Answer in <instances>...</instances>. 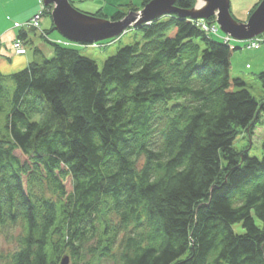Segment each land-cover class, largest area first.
Wrapping results in <instances>:
<instances>
[{
    "label": "trees",
    "instance_id": "16d2710c",
    "mask_svg": "<svg viewBox=\"0 0 264 264\" xmlns=\"http://www.w3.org/2000/svg\"><path fill=\"white\" fill-rule=\"evenodd\" d=\"M199 21L143 24L102 68L63 37L0 73V264H264V155L235 146L264 103Z\"/></svg>",
    "mask_w": 264,
    "mask_h": 264
},
{
    "label": "water",
    "instance_id": "95a60500",
    "mask_svg": "<svg viewBox=\"0 0 264 264\" xmlns=\"http://www.w3.org/2000/svg\"><path fill=\"white\" fill-rule=\"evenodd\" d=\"M204 4L191 9H181L177 0H151L143 8L128 12L120 20H112L82 12L71 0H43L44 6L53 5L52 20L65 39L92 44L121 36L130 28H138L166 15L207 20L216 16L221 31L232 39L244 41L264 34V0H261L247 21L240 22L231 12L230 0H203ZM61 264H69L65 257Z\"/></svg>",
    "mask_w": 264,
    "mask_h": 264
},
{
    "label": "rangeland",
    "instance_id": "374dc122",
    "mask_svg": "<svg viewBox=\"0 0 264 264\" xmlns=\"http://www.w3.org/2000/svg\"><path fill=\"white\" fill-rule=\"evenodd\" d=\"M121 0H73L75 7L82 12L95 14L100 8L104 13L102 18L111 17L117 10H124L129 12L125 7L118 6ZM231 12L235 19L240 22L247 21L251 10L258 6L261 0H230ZM135 5L139 6L138 1H134ZM39 6L42 7V2H39ZM199 5V0L196 2ZM134 6V5H133ZM200 6V5H199ZM141 9V8H140ZM106 15V16H105ZM216 18V16L212 17ZM41 24H48V29L52 28L53 20L51 14H45L42 17ZM44 28V27H43ZM39 37V35L33 33L32 37ZM61 36L57 30L49 32L48 37ZM264 38V34H262ZM63 38V37H62ZM137 41H142V33L135 28H130L124 32L121 36L112 39L103 40L100 42L86 44L81 49L82 54L89 56L96 60L99 67L102 68L105 60L118 52V50L126 45L134 44ZM48 48L52 49V45L48 41H44ZM233 47H239L232 55V75L236 78L243 79L252 94L259 100L261 104L264 103V82L260 77V74L264 72V45L260 49H249L243 42L233 39ZM33 49V45L30 44V52ZM47 49V48H46ZM37 60L41 59L40 54H37ZM9 85L14 88V82L9 81ZM3 116V115H2ZM1 121V120H0ZM0 130H3L2 123H0ZM252 133L249 131H242L235 141V146L240 149H248L251 155H257L262 157L264 155V112L261 113V118L258 124L252 128ZM238 231H241V226L236 227ZM15 248V244L10 243L2 234L0 238V252L7 253ZM69 257L70 254H65L63 258ZM113 264V262H110Z\"/></svg>",
    "mask_w": 264,
    "mask_h": 264
},
{
    "label": "crops",
    "instance_id": "0c3cea01",
    "mask_svg": "<svg viewBox=\"0 0 264 264\" xmlns=\"http://www.w3.org/2000/svg\"><path fill=\"white\" fill-rule=\"evenodd\" d=\"M134 1H138L139 5L142 3V0H121L118 6L126 4L138 6L135 5ZM39 2L43 4V0H0V73L5 76H11L27 67L29 63L37 60V54H40L41 57L52 56L54 47L50 42L63 41L61 36H51L53 37L52 39L48 37L49 32H51V29H48V24L42 25L40 23L39 30L18 29L15 27L16 22L23 23L28 21L38 9L42 8L39 6ZM22 30L27 32L24 39L27 53L16 54L12 45ZM44 31L48 32V34L46 35ZM33 33L39 35V37L35 36L33 38ZM45 40L52 45V49L46 46ZM30 44L33 45L31 52Z\"/></svg>",
    "mask_w": 264,
    "mask_h": 264
},
{
    "label": "built area",
    "instance_id": "2783aa9c",
    "mask_svg": "<svg viewBox=\"0 0 264 264\" xmlns=\"http://www.w3.org/2000/svg\"><path fill=\"white\" fill-rule=\"evenodd\" d=\"M42 8L38 9L36 13L26 22H16L15 27L18 29H40V23L41 19L44 16V9L45 6L42 4ZM199 25L201 28L206 31L207 33H210L214 36H218L219 38L223 39L225 42L232 43L233 39L229 36L224 34L219 25L217 24L216 18H214V21L212 23H207L205 20H200ZM263 36H258L253 39L244 40L242 41L244 45L249 49H260L262 45L264 44V38ZM60 43H65V41H58ZM13 49L16 54H25L27 53V48L25 45V42L21 38H16L13 42Z\"/></svg>",
    "mask_w": 264,
    "mask_h": 264
},
{
    "label": "bare ground",
    "instance_id": "6f19581e",
    "mask_svg": "<svg viewBox=\"0 0 264 264\" xmlns=\"http://www.w3.org/2000/svg\"><path fill=\"white\" fill-rule=\"evenodd\" d=\"M204 4V1L203 0H199V5H203ZM199 20H202V19H199Z\"/></svg>",
    "mask_w": 264,
    "mask_h": 264
}]
</instances>
